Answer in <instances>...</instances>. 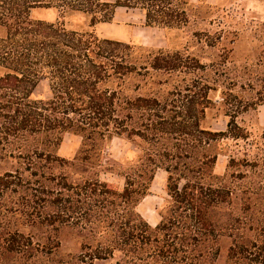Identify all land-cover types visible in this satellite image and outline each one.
<instances>
[{
    "label": "trees",
    "instance_id": "trees-1",
    "mask_svg": "<svg viewBox=\"0 0 264 264\" xmlns=\"http://www.w3.org/2000/svg\"><path fill=\"white\" fill-rule=\"evenodd\" d=\"M117 7L215 58L31 17L54 8L93 27ZM230 20L207 0H0V264H264V128L247 122L264 106V23L249 33L259 52L239 64L245 25ZM41 81L48 97L34 96ZM66 135L80 139L71 159L59 155ZM113 139L128 147L118 160L103 157ZM158 171L151 226L138 208ZM66 239L80 240L71 256Z\"/></svg>",
    "mask_w": 264,
    "mask_h": 264
},
{
    "label": "rangeland",
    "instance_id": "rangeland-1",
    "mask_svg": "<svg viewBox=\"0 0 264 264\" xmlns=\"http://www.w3.org/2000/svg\"><path fill=\"white\" fill-rule=\"evenodd\" d=\"M113 3L114 0H104ZM196 2V0H191ZM208 4L216 9H221L231 18L228 22L231 29L237 23H243L245 29L235 38V43L232 46L233 52L230 59L236 63L242 64L253 60L259 52L261 44L256 41L250 32L257 29L260 23H264V0H207ZM214 13V11H211ZM31 17L36 20L52 23L59 21L67 29L75 31L93 30L96 36L100 38L112 39L124 43H131L136 47L142 48H158L163 46L167 50H181L185 45H189L188 52L201 57L205 63L215 58V51L202 52L200 46H194L186 40V33L174 29L169 30H149L144 26L142 13L135 9H126L118 7L114 10V16L111 22L104 24H96L93 27L90 25V17L82 13L69 12L60 14L54 8H36L31 11ZM235 24V25H234ZM207 29H214L215 26H207ZM239 27V26H237ZM228 41V40H227ZM165 42V43H163ZM188 42V43H187ZM48 86L45 81H41L34 91V96L37 98L48 97ZM208 122H212V128L215 130H223L225 121L220 111L211 110L207 114ZM248 128L252 133H259L264 128V106L259 107L257 111L250 117ZM60 155L63 158L71 159L74 152L78 148L79 140L71 135H66L62 141ZM128 151L126 143L113 139L112 142L104 149L103 157L105 159H120L125 152ZM226 158L219 157L218 173L224 172ZM164 175L159 172L155 178V183L151 196L147 198L142 208L145 210L144 216L148 218L149 223L153 224L154 208L161 202L159 197H164L162 190L164 184ZM228 239H221L223 252L228 246ZM80 240L66 239L61 245V253L63 255H72L78 250ZM95 264H108L107 262H96Z\"/></svg>",
    "mask_w": 264,
    "mask_h": 264
},
{
    "label": "crops",
    "instance_id": "crops-1",
    "mask_svg": "<svg viewBox=\"0 0 264 264\" xmlns=\"http://www.w3.org/2000/svg\"><path fill=\"white\" fill-rule=\"evenodd\" d=\"M107 2V1H106ZM118 8V7H117ZM145 28H147V29H149V30H154V29H157V28H149V27H145ZM157 30H160V29H157ZM163 43H165V42H163ZM163 46L164 45H162L161 47H158L159 49H163ZM72 136V135H71ZM73 137H75V136H73ZM76 139H78L79 140V143H78V147H79V144H80V139L79 138H77V137H75ZM112 142V141H111ZM110 142V143H111ZM63 143V142H62ZM62 143H61V146H60V148H59V155H60V150H61V147H62ZM78 149V148H77ZM77 151V150H76ZM76 151L74 152V154H73V156L71 157V158H73L74 157V155H75V153H76ZM61 156V155H60ZM62 157V156H61ZM159 172H162V171H158L157 172V174L159 173ZM163 173V172H162ZM157 174H156V176H157ZM164 174V173H163ZM156 176H155V178H156ZM155 178H154V181H153V183H152V186H151V192H152V190H153V187H154V183H155ZM164 179H165V175H164ZM151 194V193H150ZM151 195H148L143 201H142V203L139 205V212H140V214L144 217V219L149 223V219L148 218H146L145 216H144V214H145V210H143V208L141 207L142 206V204H143V202L147 199V198H149ZM159 199L160 200H162V197L160 198L159 197ZM161 203V202H160ZM160 203L158 204V206L160 205ZM158 206L157 207H155L153 210H154V215H155V218L153 219V224H150L151 226H154V225H156V223L158 222V217H157V214H156V209L158 208Z\"/></svg>",
    "mask_w": 264,
    "mask_h": 264
}]
</instances>
